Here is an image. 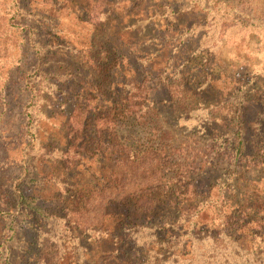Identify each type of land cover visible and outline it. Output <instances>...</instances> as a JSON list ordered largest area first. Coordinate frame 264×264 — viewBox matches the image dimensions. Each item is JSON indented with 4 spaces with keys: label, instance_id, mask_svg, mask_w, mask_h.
<instances>
[{
    "label": "rangeland",
    "instance_id": "obj_1",
    "mask_svg": "<svg viewBox=\"0 0 264 264\" xmlns=\"http://www.w3.org/2000/svg\"><path fill=\"white\" fill-rule=\"evenodd\" d=\"M96 1L0 0V264H264V32L227 30L214 50L189 0ZM218 1L264 22V0ZM236 105L253 125L233 163L214 153L235 154ZM151 150L177 190L93 223L95 192ZM20 186L41 220L18 222Z\"/></svg>",
    "mask_w": 264,
    "mask_h": 264
},
{
    "label": "trees",
    "instance_id": "obj_2",
    "mask_svg": "<svg viewBox=\"0 0 264 264\" xmlns=\"http://www.w3.org/2000/svg\"><path fill=\"white\" fill-rule=\"evenodd\" d=\"M88 1L94 4V6L100 3L96 0ZM189 1L193 6H198L202 11L207 12V17L211 23L206 20L205 22L207 27L213 30L214 34L211 35L209 39H207V35V40L205 41L209 47L214 50L222 48L225 44L223 39L226 38L227 30L234 29L236 31L239 29V32H234L233 35L264 32V22H260L245 13H241V17H237L235 15V12L237 13L236 9L223 4L221 1ZM14 2L15 6H17L18 0H14ZM100 5L104 7V3ZM82 7L86 10L89 6L83 4ZM14 8L18 10V7ZM37 46L39 47L38 50L41 51L42 47L40 45ZM144 94L145 91L136 88L128 97H123V104L118 105H120L119 108L121 107L125 116L131 117L139 113L138 109L141 106L138 102V99H140L139 95ZM230 114L232 115L231 118L234 117L236 124L234 125V122L231 123V121L225 122H230V125L235 128L233 134L236 138L233 139L232 144V151L234 150L235 154L229 152V146L225 149L223 144L220 145L218 149H215L214 154L215 156L217 155V157L221 156V154L222 156L225 154L231 162L236 163L247 158L249 142L245 138L246 133L249 132L253 123L247 121V109L239 107V105H236V107L231 110ZM223 122L224 120L222 123ZM226 127L229 128L228 125ZM229 140L232 139L229 137ZM228 142L229 141H227V143ZM219 151H221V153ZM162 156H164V158ZM256 159L258 160V158L254 157L255 162H257ZM166 161L167 158H165L164 154L151 150L143 157L129 156L125 161L121 162L122 171L117 174L112 186L103 188L100 191L96 190L97 192H95L97 196L94 197V202L97 203V206L93 210L96 211L93 223L97 221H99V223L102 222L105 208L112 205H130L133 206L136 211L146 215L154 213L158 209V206L162 205L163 200L167 198L171 191L177 190L170 182H165V180H163L164 178L161 176L163 169L168 165V161ZM91 193L94 194V192ZM193 193L194 192L188 194L183 193L181 197L182 201H185V203L193 202V200H195ZM93 194L87 196L85 203L93 197ZM15 203L18 211V222L22 221L24 224H27L28 222L31 223L42 219L44 215L43 210L38 206L34 198L25 195L21 186L16 193ZM190 210L189 205L182 209L185 220L189 218ZM73 213H75V211H73ZM75 215H78V212ZM79 223L77 222V225H80Z\"/></svg>",
    "mask_w": 264,
    "mask_h": 264
}]
</instances>
